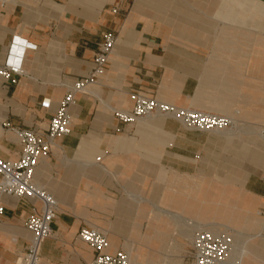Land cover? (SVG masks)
<instances>
[{
	"label": "crops",
	"instance_id": "1",
	"mask_svg": "<svg viewBox=\"0 0 264 264\" xmlns=\"http://www.w3.org/2000/svg\"><path fill=\"white\" fill-rule=\"evenodd\" d=\"M106 33L119 40L104 76L90 95L76 96L71 134L35 171V181L59 204L55 238L44 243L41 264H89L95 253L78 239L83 226L107 231L110 252L128 248L126 242L140 244L156 223L152 203L182 212L181 201L200 207L202 200L251 201L252 213L261 217L258 235L264 246L262 139L231 137L238 130H188L166 117L125 125L113 114L131 109V94L140 93L179 108L237 116L246 125L264 121L259 82L264 0L0 4V63L17 55L25 73L17 86L0 79V158L16 161L22 153L17 136L3 123L45 132L66 95L65 84L91 71ZM249 45L253 51H245ZM44 99L51 102L49 110L42 107ZM0 204V264H16L30 241L25 223L31 204L8 196ZM185 215L196 217L192 211ZM203 219L226 224L215 213ZM263 246L241 264H264ZM130 253L135 264L141 262Z\"/></svg>",
	"mask_w": 264,
	"mask_h": 264
},
{
	"label": "built area",
	"instance_id": "2",
	"mask_svg": "<svg viewBox=\"0 0 264 264\" xmlns=\"http://www.w3.org/2000/svg\"><path fill=\"white\" fill-rule=\"evenodd\" d=\"M13 1L15 0H0V4L4 6ZM118 40V35L106 33L94 56L91 71L86 76L65 84L66 95L45 132L3 123L4 129L17 136L22 153L16 161L0 158V198L8 196L31 204V213L25 223L31 237L26 250L18 257L16 264H41L44 243L55 238L52 225L58 217L59 204L45 186L35 181V171L40 161L50 155L54 145L71 134L73 121L70 111L75 105L76 96L90 95L91 87L97 85L104 76ZM21 59L17 55L10 54L3 63H0V79L8 85H19L24 76ZM131 98L134 101L131 109L113 111L115 118L125 125H134L139 120L155 114L177 120L188 130L209 133L233 132L242 126L240 122L226 115L179 108L140 93L131 94ZM42 107L49 110L51 102L44 99ZM259 134L264 139V128ZM3 213L4 206L0 204V228L3 224ZM78 239L89 245L95 253L89 264H132L126 249L110 252L108 234L95 227L83 226ZM234 244V235L226 230L215 226L196 228L192 234L189 257L180 264H232L230 254Z\"/></svg>",
	"mask_w": 264,
	"mask_h": 264
},
{
	"label": "rangeland",
	"instance_id": "3",
	"mask_svg": "<svg viewBox=\"0 0 264 264\" xmlns=\"http://www.w3.org/2000/svg\"><path fill=\"white\" fill-rule=\"evenodd\" d=\"M220 33L221 32H218L216 35L220 37ZM217 43L216 41V44ZM27 44L34 46L31 43ZM251 49L252 46L249 45L246 47L245 51H251ZM253 50L254 49H252V51ZM259 58V62L264 61V54H260ZM259 82L260 85H264V71L259 73ZM239 113L240 112H237L236 115H239ZM163 118L165 117H151L140 122L149 123L153 120ZM233 118L240 122L242 126L238 132L233 133L236 135L231 137H241L243 139L248 137L249 142L252 139H262L259 135V131L264 128V121H259L258 124L254 125H246L247 123L240 120L237 116ZM259 141L262 143L261 140ZM57 147V144H55L53 148ZM260 159L258 161H261ZM213 171L214 169L210 172ZM224 181L225 180H222V182ZM230 182L231 179L224 183ZM178 203V209L182 210V212L165 209L156 203L151 204L155 212L154 220L156 223L149 230L144 232L145 237L140 244L135 245L134 243L126 242L128 248H124L129 253L133 251L134 255L140 259L141 262L137 264L182 263V261L189 257L193 231L196 228H208L209 226H215L218 229L226 230L234 235L235 244L230 254V261L234 264H241L245 257L260 253L259 248L263 246V239L258 235L261 217L259 213H252L251 208H254L253 202L242 199L237 201L234 200V202L226 201V204L222 205L221 201H212V204H210L209 201L202 200L201 207L190 204V202L187 201ZM191 211L196 217L185 215L190 214ZM209 213H215L217 217L226 222V224L218 221L203 222L205 220L203 218ZM103 232L108 234L107 231ZM254 239H261V244L259 246H248Z\"/></svg>",
	"mask_w": 264,
	"mask_h": 264
},
{
	"label": "bare ground",
	"instance_id": "4",
	"mask_svg": "<svg viewBox=\"0 0 264 264\" xmlns=\"http://www.w3.org/2000/svg\"><path fill=\"white\" fill-rule=\"evenodd\" d=\"M118 44V43H117ZM117 46V45H116ZM116 48V47H115ZM114 51H115V49H114ZM114 51H113V53H114ZM113 53H112V55H113ZM111 55V56H112ZM110 56V57H111ZM110 59V58H109ZM157 116H161V115H151V116H149V117H147V118H145V119H142V120H139L138 122H140V121H143V120H146V119H149V118H151V117H157ZM164 117V116H163ZM231 118H233V117H231ZM233 119H235V118H233ZM236 120V119H235ZM228 131H226V132H217V131H215L214 133H227ZM260 135V134H259ZM261 137V136H260ZM262 138V137H261ZM263 139V138H262ZM264 140V139H263ZM130 255V258H131V263L132 264H135V262H136V260L135 259H133V255H132V253H130L129 254ZM231 262V261H230ZM232 264H234L233 262H231Z\"/></svg>",
	"mask_w": 264,
	"mask_h": 264
}]
</instances>
